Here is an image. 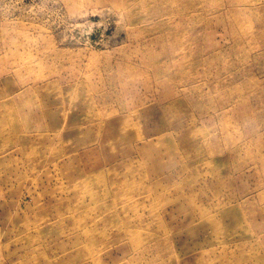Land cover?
<instances>
[{"label": "rangeland", "instance_id": "374dc122", "mask_svg": "<svg viewBox=\"0 0 264 264\" xmlns=\"http://www.w3.org/2000/svg\"><path fill=\"white\" fill-rule=\"evenodd\" d=\"M0 264H264V0H0Z\"/></svg>", "mask_w": 264, "mask_h": 264}]
</instances>
